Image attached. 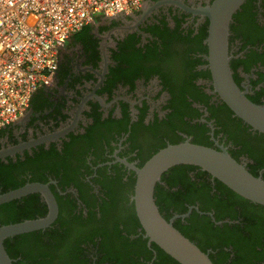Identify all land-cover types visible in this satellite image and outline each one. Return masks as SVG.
<instances>
[{
    "label": "flooded vegetation",
    "instance_id": "flooded-vegetation-1",
    "mask_svg": "<svg viewBox=\"0 0 264 264\" xmlns=\"http://www.w3.org/2000/svg\"><path fill=\"white\" fill-rule=\"evenodd\" d=\"M214 1L143 0L137 12L99 19L64 45L51 85L0 130V196L38 185L57 208L49 227L4 241L12 264H179L146 236L133 200L135 170L170 145L225 151L264 181V134L215 87ZM227 57L236 87L264 107V0L232 15ZM153 197L213 264H264V206L210 173L174 166ZM48 213L44 194L29 193L0 205V227Z\"/></svg>",
    "mask_w": 264,
    "mask_h": 264
},
{
    "label": "water",
    "instance_id": "water-1",
    "mask_svg": "<svg viewBox=\"0 0 264 264\" xmlns=\"http://www.w3.org/2000/svg\"><path fill=\"white\" fill-rule=\"evenodd\" d=\"M246 1L215 0L209 8L207 16L211 22L210 63L215 87L221 99L238 118L264 134V107L253 104L239 91L233 82L228 65L229 23L232 15ZM179 165L199 167L234 193L262 206H264V181L249 174L227 152L189 142L167 146L153 155L141 169L135 170L137 174L133 197L135 211L141 228L149 240L179 264H213L205 253L161 216L155 204L153 197L155 184L160 181L164 172ZM33 192L44 194L49 204V213L42 219L0 227V264H12L3 245L6 239L47 228L57 216L56 204L49 191L38 185L26 186L0 196V205Z\"/></svg>",
    "mask_w": 264,
    "mask_h": 264
},
{
    "label": "built area",
    "instance_id": "built-area-1",
    "mask_svg": "<svg viewBox=\"0 0 264 264\" xmlns=\"http://www.w3.org/2000/svg\"><path fill=\"white\" fill-rule=\"evenodd\" d=\"M143 0H0V130L17 123L51 85L69 39L102 18L128 16Z\"/></svg>",
    "mask_w": 264,
    "mask_h": 264
},
{
    "label": "trees",
    "instance_id": "trees-1",
    "mask_svg": "<svg viewBox=\"0 0 264 264\" xmlns=\"http://www.w3.org/2000/svg\"><path fill=\"white\" fill-rule=\"evenodd\" d=\"M11 255V254H10Z\"/></svg>",
    "mask_w": 264,
    "mask_h": 264
}]
</instances>
